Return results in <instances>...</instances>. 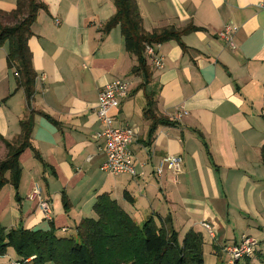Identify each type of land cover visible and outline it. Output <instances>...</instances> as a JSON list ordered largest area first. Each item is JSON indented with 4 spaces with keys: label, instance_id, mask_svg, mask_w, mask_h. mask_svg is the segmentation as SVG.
Listing matches in <instances>:
<instances>
[{
    "label": "crops",
    "instance_id": "0c3cea01",
    "mask_svg": "<svg viewBox=\"0 0 264 264\" xmlns=\"http://www.w3.org/2000/svg\"><path fill=\"white\" fill-rule=\"evenodd\" d=\"M41 2L46 10L28 41L36 74L29 107L7 66V46L0 47V161L7 153L2 140L13 142L20 121L33 112L31 144L46 168L31 149L21 153L19 199L10 184L1 189V226L49 230L51 223L57 234L68 235L94 216L96 197L107 193L137 223L170 216L180 239L189 230L201 233L211 253L214 244L245 236L264 242V9L258 7L264 0H136L146 32L198 28L181 38L184 48L176 41L159 44L164 67L152 69L148 60L152 77L145 90L130 73L136 59L125 52L120 29L102 33L115 12L111 0ZM15 8L16 0H0V11ZM228 25L234 48L218 36ZM115 80L128 82V96L109 115L115 127L137 132L130 147L135 177L100 170L105 154L94 109L99 90ZM150 92L157 114L170 124L149 140L143 109ZM183 110L187 115L178 119ZM167 156L182 160L176 179L155 174ZM43 201L51 221L40 210ZM201 223L213 226L215 240ZM14 260L9 249L0 264Z\"/></svg>",
    "mask_w": 264,
    "mask_h": 264
},
{
    "label": "trees",
    "instance_id": "16d2710c",
    "mask_svg": "<svg viewBox=\"0 0 264 264\" xmlns=\"http://www.w3.org/2000/svg\"><path fill=\"white\" fill-rule=\"evenodd\" d=\"M111 1L115 12L105 23L102 33L107 34L115 27L120 29L125 52L136 59V65L130 73L142 79L139 89L145 90L152 77L144 54L145 45L176 41L184 48L181 38L198 28L187 26L176 29L169 26L146 32L136 0ZM42 10L45 11L46 6L41 0H16L13 12L0 11V47L7 46V66L16 74L17 86L24 93L27 107L34 96L36 81L28 41L32 36L31 27ZM145 100L143 119L149 122L150 140L159 126L170 123L157 114L154 92L145 93ZM33 116L34 113L30 112L20 121V134L13 142L2 140L7 153L0 161V191L6 184H10L16 199H19L21 153L31 149L34 158L46 168L40 154L31 144ZM260 157L264 166V145ZM62 205L67 211L69 203L64 193ZM92 211L94 216L81 219L73 233L68 235L57 234L50 222L49 230L22 227L7 230L0 224V256L11 249L16 255V260L12 262L16 264H204L202 234L189 230L180 239L170 216L163 219L151 215L142 223H137L107 193L96 197ZM259 243L253 255L245 256L233 264H251L253 259L264 264V242ZM222 247L214 244L212 254L219 257L223 252ZM217 262L228 264V260L226 263Z\"/></svg>",
    "mask_w": 264,
    "mask_h": 264
},
{
    "label": "built area",
    "instance_id": "2783aa9c",
    "mask_svg": "<svg viewBox=\"0 0 264 264\" xmlns=\"http://www.w3.org/2000/svg\"><path fill=\"white\" fill-rule=\"evenodd\" d=\"M259 8L264 9V4H259ZM233 29L228 25L218 33L219 38L226 44L234 48ZM159 44L145 45L144 54L149 60L152 69L161 70L164 67V57L157 53ZM128 82L126 80H115L104 85L98 92L97 103L94 109L95 117L101 129L96 133L97 140L103 142L105 159L101 164L100 170L110 175H128L136 176L134 157L130 147L137 142V132L133 127H115L113 117L109 115L112 109L120 106L121 102L128 96ZM187 115L182 111L177 115L181 118ZM182 170V160L179 156H167L162 158L155 168V174L159 178L164 172L176 179ZM40 210L44 214L46 221H51L52 215L48 203L43 201L40 204ZM211 240H215L216 233L212 225L201 223ZM260 241L252 237H242L238 243L226 244L222 251L228 255V264H233L245 256H251L260 246ZM3 256V255H2ZM0 256V258L2 257ZM11 264H16L11 262Z\"/></svg>",
    "mask_w": 264,
    "mask_h": 264
},
{
    "label": "rangeland",
    "instance_id": "374dc122",
    "mask_svg": "<svg viewBox=\"0 0 264 264\" xmlns=\"http://www.w3.org/2000/svg\"><path fill=\"white\" fill-rule=\"evenodd\" d=\"M255 238V237H254ZM258 240V239H257ZM206 244L203 247V256H204V264H216L217 261H222L224 263L228 260V255H226L224 252L220 253V258L216 257L210 252V248L207 246V241H205ZM251 264H261L260 261L253 259L251 261Z\"/></svg>",
    "mask_w": 264,
    "mask_h": 264
}]
</instances>
